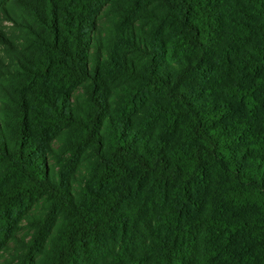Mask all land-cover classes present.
Wrapping results in <instances>:
<instances>
[{
    "label": "trees",
    "instance_id": "trees-1",
    "mask_svg": "<svg viewBox=\"0 0 264 264\" xmlns=\"http://www.w3.org/2000/svg\"><path fill=\"white\" fill-rule=\"evenodd\" d=\"M0 264H264V0H0Z\"/></svg>",
    "mask_w": 264,
    "mask_h": 264
}]
</instances>
